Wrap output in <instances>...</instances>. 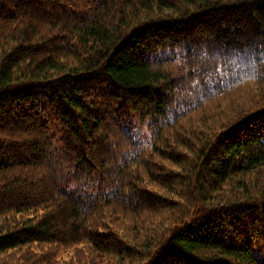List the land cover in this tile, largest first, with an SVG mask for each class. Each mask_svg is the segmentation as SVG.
I'll use <instances>...</instances> for the list:
<instances>
[{"label":"trees","instance_id":"16d2710c","mask_svg":"<svg viewBox=\"0 0 264 264\" xmlns=\"http://www.w3.org/2000/svg\"><path fill=\"white\" fill-rule=\"evenodd\" d=\"M255 244L264 0H0V264H262Z\"/></svg>","mask_w":264,"mask_h":264},{"label":"rangeland","instance_id":"374dc122","mask_svg":"<svg viewBox=\"0 0 264 264\" xmlns=\"http://www.w3.org/2000/svg\"><path fill=\"white\" fill-rule=\"evenodd\" d=\"M245 93L247 95H249V92H245ZM231 106H232V104H228L226 107L223 106L222 110L229 109V108H234V110L237 109V107H234V105L232 107ZM124 127L126 128V130L129 133H131V135L135 139H139V140L145 141L146 138L148 137L147 127L141 121H138V120H126V121H124ZM254 251H255V254H256L257 258L259 259V261L262 264H264V247L262 245H260V244H255L254 245Z\"/></svg>","mask_w":264,"mask_h":264}]
</instances>
